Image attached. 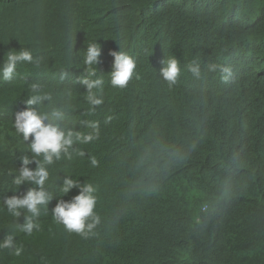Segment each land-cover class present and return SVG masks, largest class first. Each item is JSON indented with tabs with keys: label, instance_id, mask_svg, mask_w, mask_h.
Here are the masks:
<instances>
[{
	"label": "trees",
	"instance_id": "1",
	"mask_svg": "<svg viewBox=\"0 0 264 264\" xmlns=\"http://www.w3.org/2000/svg\"><path fill=\"white\" fill-rule=\"evenodd\" d=\"M96 42L105 85L93 109L75 81ZM119 46L137 63L124 88L110 83ZM21 48L36 62L0 79V242L13 235L23 250L0 249V264H264V0H0V64ZM172 58L169 85L159 70ZM33 84L51 96L42 111L66 106L68 127L96 123L99 136L47 166L55 196L29 235L30 214L12 216L4 198L35 187L13 183L33 156L14 125ZM65 175L97 189L86 238L51 212L79 193L63 194Z\"/></svg>",
	"mask_w": 264,
	"mask_h": 264
},
{
	"label": "clouds",
	"instance_id": "2",
	"mask_svg": "<svg viewBox=\"0 0 264 264\" xmlns=\"http://www.w3.org/2000/svg\"><path fill=\"white\" fill-rule=\"evenodd\" d=\"M72 52L74 47L69 45ZM101 45L99 43L88 44L86 52L82 57L84 67L83 77L76 78V83L86 87L87 101L93 107L103 103V88L105 80L97 76L98 64L101 57ZM110 55L114 57L110 73V83L114 87L124 88L136 74V60L128 53L121 51H111ZM34 63V56L30 49L21 48L20 50H9L4 56L3 63L0 64V79L10 81L17 75V67L22 63ZM163 67L159 70V75L169 83L175 84L180 74L179 61L175 58L162 61ZM71 68L62 69L60 78H67ZM100 71V70H99ZM189 71L199 75V66L195 63L189 65ZM230 74L229 69L223 70ZM102 72V71H100ZM95 77V78H93ZM138 78V76H137ZM32 95L23 102L28 107L16 114L15 129L28 143L32 157L24 155L20 158L21 166L18 175L13 178V183L20 186L27 182L35 187H31L23 196L12 195L4 198V205L8 212L18 218L21 214L27 212L30 215L25 216L24 222L20 224V230L31 234L34 229L39 228L37 219L43 212H47L50 201L54 198L50 191L45 188V183L49 179V165L59 161L62 156L72 159L74 148L77 142L89 143L99 136V126L96 123L90 125L92 132L87 134L68 127L66 117L68 108L66 106L52 107L47 111H42L40 105L43 101L51 100L50 94L43 91L41 85L33 84L30 89ZM31 138V140H30ZM30 140V142H28ZM84 155L83 151L78 153ZM35 157H42L37 160ZM35 162L36 167L30 168L29 165ZM97 162L93 158L92 164ZM61 191L67 194L74 187L79 188V193L71 200H58L55 207L51 210L58 223L64 225L69 232H75L85 238L99 223V217L95 214L96 205V187L92 184L80 183L70 176L65 175L62 179ZM15 237L6 235L0 242V249H13L14 255L19 256L22 252L21 247L14 244Z\"/></svg>",
	"mask_w": 264,
	"mask_h": 264
}]
</instances>
